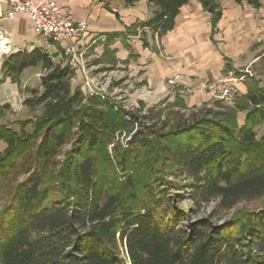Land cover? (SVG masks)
Listing matches in <instances>:
<instances>
[{
  "label": "trees",
  "instance_id": "1",
  "mask_svg": "<svg viewBox=\"0 0 264 264\" xmlns=\"http://www.w3.org/2000/svg\"><path fill=\"white\" fill-rule=\"evenodd\" d=\"M189 1L149 0L155 15L138 26L162 37ZM198 1L220 19L222 0ZM38 65L42 90L23 104L39 114L16 128L0 104V264H264V203L215 220L264 196V85L254 75L231 101L189 107L176 95L130 110L74 87L75 70L37 48L4 56L0 84L20 85Z\"/></svg>",
  "mask_w": 264,
  "mask_h": 264
},
{
  "label": "crops",
  "instance_id": "2",
  "mask_svg": "<svg viewBox=\"0 0 264 264\" xmlns=\"http://www.w3.org/2000/svg\"><path fill=\"white\" fill-rule=\"evenodd\" d=\"M260 1L261 6L256 8L247 2L222 0V15L214 22L213 15L198 0H190L181 8L174 29L159 37L138 26L155 15L156 7L149 0H58L68 16L88 23V31L76 45L85 53L87 76L94 82L111 74L115 78L113 87L119 94L126 92L132 103L150 106L181 95L189 107L212 103L215 97L200 85L228 70L240 73L236 86L239 93H246L253 76L250 67L258 64L264 50V0ZM8 11L7 3L0 0V64L1 54L37 48L56 63H65L67 57L60 44L36 35L24 13L9 18ZM38 66L41 70L36 75L40 79L43 68ZM26 70L20 76V85L10 77L5 79L0 84V96L6 89L41 91V80L38 87L29 86L30 76L24 78ZM177 73L180 80L170 86L168 80ZM84 77L81 70L75 71L72 85L83 89Z\"/></svg>",
  "mask_w": 264,
  "mask_h": 264
},
{
  "label": "built area",
  "instance_id": "3",
  "mask_svg": "<svg viewBox=\"0 0 264 264\" xmlns=\"http://www.w3.org/2000/svg\"><path fill=\"white\" fill-rule=\"evenodd\" d=\"M4 1L9 7V18H14L17 13H24L30 20L36 35L51 39L53 42L61 45L67 57L64 65L69 66L75 71L81 70L83 72L85 75V86L89 88V93H98L91 87V83L94 82L93 79L87 76L88 67L85 53L80 51L76 45V41L88 31L89 26L87 21L75 20L68 16L58 0ZM180 78L181 74L177 73L168 80V84L175 86ZM238 79L240 78L235 71L228 70L216 80L201 83L200 88L203 91H209L217 99L231 101L239 93L236 86ZM124 107L126 109L130 108L126 104Z\"/></svg>",
  "mask_w": 264,
  "mask_h": 264
},
{
  "label": "rangeland",
  "instance_id": "4",
  "mask_svg": "<svg viewBox=\"0 0 264 264\" xmlns=\"http://www.w3.org/2000/svg\"><path fill=\"white\" fill-rule=\"evenodd\" d=\"M1 57L3 60L4 54H1ZM40 70H41V68L39 66H32V67L27 68V70L24 74V78H27L28 76H30L29 82H28L29 86H31V87H38L39 86L40 79L36 75V73ZM250 70L253 73L254 77L256 79H258V81L262 85H264V66L262 64H256L255 66L250 67ZM90 78L93 79L92 77H90ZM114 84H115L114 76H112L111 74H107L106 76L102 77L100 79V81H95V82L91 83V87L98 93H101V94L104 93L105 95H108V96L116 99L117 101H120L123 105L126 104V105L130 106V108H129L130 110H133L134 108L139 107L140 104L137 105V104L132 103L131 101L127 100V95H125L126 92L123 91V92H121V94H119V92L116 91V89L113 87ZM82 90L85 93H89V88L87 86H85V84H84V88ZM30 91H31V89L23 90L21 88L19 90H15V91H13L11 89H6V90L1 91V96H0V100L2 101L1 105L2 104H9L11 106V109H12V112H8V114L5 118L6 123L18 128V125H16V122H15L16 120L25 119L27 117H32V116H34L35 113L39 114L40 111L33 112L31 110H28L27 108H25V106L23 104L24 100L27 97H29V95L31 94ZM215 99H213V101ZM146 107H148V105H146ZM199 107H202V106H199ZM240 119H242V118H240ZM257 134H258V137H261L264 134V123L257 128ZM119 139L121 141V144L125 145L129 139V135L126 133H123L122 135H120ZM6 147H7V144L4 141H0V151L5 150ZM67 148H69V146L64 147L62 153H64ZM110 153H113L112 147H110ZM62 157H63V155L60 156V159ZM23 178H24V175L20 176L18 180H21ZM180 181L186 182L187 179L181 178ZM263 203H264V196L259 197V198L249 199V200H242L238 204H236V206L234 208H232L230 210L220 211L219 214L216 215L215 220L218 222H224L225 220H228L233 215H235V213L237 211L255 210V209L257 210V209H260L263 207ZM190 204H191V202L189 200L182 202V206L184 208L188 207V205H190ZM215 206H216L215 202L203 206L201 208L200 212L198 213V216L208 215L209 213H211L213 211V208Z\"/></svg>",
  "mask_w": 264,
  "mask_h": 264
},
{
  "label": "bare ground",
  "instance_id": "5",
  "mask_svg": "<svg viewBox=\"0 0 264 264\" xmlns=\"http://www.w3.org/2000/svg\"><path fill=\"white\" fill-rule=\"evenodd\" d=\"M2 38V37H1ZM2 43V40L0 39V44Z\"/></svg>",
  "mask_w": 264,
  "mask_h": 264
}]
</instances>
